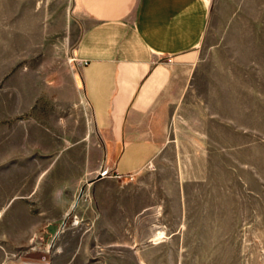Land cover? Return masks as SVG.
<instances>
[{
    "label": "rangeland",
    "instance_id": "1",
    "mask_svg": "<svg viewBox=\"0 0 264 264\" xmlns=\"http://www.w3.org/2000/svg\"><path fill=\"white\" fill-rule=\"evenodd\" d=\"M72 2L0 0V264H264V0H210L165 143L92 177Z\"/></svg>",
    "mask_w": 264,
    "mask_h": 264
},
{
    "label": "crops",
    "instance_id": "2",
    "mask_svg": "<svg viewBox=\"0 0 264 264\" xmlns=\"http://www.w3.org/2000/svg\"><path fill=\"white\" fill-rule=\"evenodd\" d=\"M209 8L210 0H73L69 37L75 55L86 61L76 65L70 91L75 99L81 89L92 118L84 145L91 177L102 167L132 172L165 143ZM125 151L141 156L126 157L119 167Z\"/></svg>",
    "mask_w": 264,
    "mask_h": 264
},
{
    "label": "built area",
    "instance_id": "3",
    "mask_svg": "<svg viewBox=\"0 0 264 264\" xmlns=\"http://www.w3.org/2000/svg\"><path fill=\"white\" fill-rule=\"evenodd\" d=\"M76 59H77V61L80 62V63L86 61L85 58H80V57H77V56H76ZM108 172H109V170H108L107 167H102V168L99 169L98 174H100V175H104V174H107Z\"/></svg>",
    "mask_w": 264,
    "mask_h": 264
},
{
    "label": "water",
    "instance_id": "4",
    "mask_svg": "<svg viewBox=\"0 0 264 264\" xmlns=\"http://www.w3.org/2000/svg\"><path fill=\"white\" fill-rule=\"evenodd\" d=\"M21 264H49L47 261H35L32 259L22 260Z\"/></svg>",
    "mask_w": 264,
    "mask_h": 264
}]
</instances>
